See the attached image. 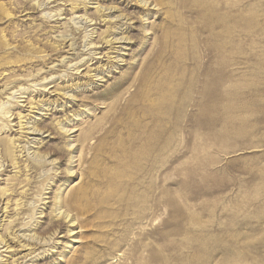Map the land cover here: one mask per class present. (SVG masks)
<instances>
[{"label":"rangeland","instance_id":"obj_1","mask_svg":"<svg viewBox=\"0 0 264 264\" xmlns=\"http://www.w3.org/2000/svg\"><path fill=\"white\" fill-rule=\"evenodd\" d=\"M143 1L0 0V264H264V0Z\"/></svg>","mask_w":264,"mask_h":264},{"label":"bare ground","instance_id":"obj_2","mask_svg":"<svg viewBox=\"0 0 264 264\" xmlns=\"http://www.w3.org/2000/svg\"><path fill=\"white\" fill-rule=\"evenodd\" d=\"M142 2H144L143 0H142ZM145 4H147L146 2H144ZM145 4H144V6H145ZM100 11H104L103 9H104V7H97ZM108 17V16H107ZM102 19V18H101ZM105 19V18H104ZM102 41H103V44H102V46L103 45H105L106 44V46H110L111 44H114V43H119V42H125L126 41V37H120V38H118V39H110V38H107V37H104V39H102ZM128 41V40H127ZM127 41H126V43H127ZM130 41V40H129ZM108 44H110V45H108ZM74 44H72V43H70L69 44V46H71V47H74L73 46ZM95 48H98V47H95ZM110 49H116L115 47H110ZM112 51H114V50H112ZM95 56V55H94ZM105 56H107V59H113V57L110 55V53L109 54H105ZM66 58V57H65ZM64 58V59H65ZM209 103H207V105H208ZM206 106V105H205ZM207 107V106H206ZM44 108V107H43ZM140 113V112H139ZM42 114V113H41ZM162 115V114H161ZM28 126V125H27ZM75 126V125H74ZM31 130H33V131H29V132H31V134H41V130H38L37 128H30ZM67 132H69L68 133V135L69 136H71L72 135V133H74V132H78V129L77 128H72V129H70V130H66ZM46 136H49V135H46ZM75 148V147H74ZM29 162H30V160H29ZM35 166L33 165V164H31V168L30 169H33ZM34 170V169H33ZM8 192V191H7ZM6 192V193H7ZM5 194V193H4ZM3 194V195H4ZM6 195V194H5ZM4 195V196H5ZM1 200V199H0ZM6 208V207H5ZM4 208V209H5ZM3 209V208H2ZM60 214H62L64 217H66V218H68L69 217V214H65V213H63V211H59V214L58 215H60ZM65 214V215H64ZM57 215V214H56ZM56 217V216H55ZM74 218H71V220H73ZM71 223V222H70ZM33 237V236H32ZM21 238H23V237H21ZM24 240H29V241H32L31 239H26V238H23ZM7 240V239H6ZM76 241V240H75ZM34 242V241H33ZM36 242V241H35ZM37 243V242H36ZM30 247V246H29ZM79 257V256H78ZM76 259H77V256H76Z\"/></svg>","mask_w":264,"mask_h":264}]
</instances>
